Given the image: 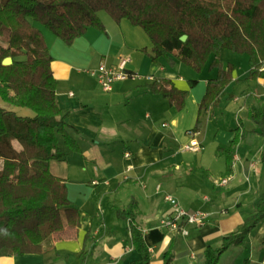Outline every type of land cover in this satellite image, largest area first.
<instances>
[{
	"label": "trees",
	"instance_id": "trees-1",
	"mask_svg": "<svg viewBox=\"0 0 264 264\" xmlns=\"http://www.w3.org/2000/svg\"><path fill=\"white\" fill-rule=\"evenodd\" d=\"M114 20L128 19L150 37L153 62L161 57L169 64L182 61L196 72L209 62L217 76L206 83L195 130L200 116L214 109L226 96L232 82L264 78V0H0V95L14 107H27L33 116L0 106V256L43 252L53 248L54 232L68 226L79 228L81 214L69 197L64 178L51 172L52 161L65 160L68 150L81 152L72 135L79 132L69 123L71 111L57 100L58 80L52 69L53 56L45 32L49 31L71 45L89 28L106 32L100 12ZM187 35L186 41L181 37ZM229 49L249 57V75L234 79L236 66L225 63L221 51ZM11 57L13 62L3 64ZM194 86L197 80H191ZM167 99L172 107L185 105L188 91L165 78L145 86ZM230 92L227 100H233ZM248 119L254 128L241 123L229 145H219L218 155L233 170L235 145L263 137L260 162L264 170V100L251 105ZM138 203L132 199L126 208L116 207L119 219L130 223L132 241L142 253L144 264L151 255L142 230L133 222ZM264 220V190L254 202L253 212L232 233L222 237L221 246L208 244L202 252L203 264H218L232 246H244L249 234ZM264 246V241L262 242ZM173 255L165 253V264ZM244 264H250L247 260Z\"/></svg>",
	"mask_w": 264,
	"mask_h": 264
},
{
	"label": "crops",
	"instance_id": "crops-1",
	"mask_svg": "<svg viewBox=\"0 0 264 264\" xmlns=\"http://www.w3.org/2000/svg\"><path fill=\"white\" fill-rule=\"evenodd\" d=\"M100 17L106 32L89 28L71 45L49 31L45 32L53 56L52 69L58 80L57 100L63 110L71 111L69 123L79 130L71 133L81 147L79 154L82 156L79 160L69 161L66 160L67 154L63 161H52L50 169L54 175L66 180L69 197L80 210L81 224L79 228L68 226L63 231L54 232L50 250L3 255L0 264H144L142 253L133 244L130 223L119 219L116 214V207L126 208L132 199L138 203L133 222L142 230L151 255L149 264H165V253L173 255L172 264H203L202 252L207 245L220 247L222 237L235 231L253 212L254 202L264 190L258 177L262 169L248 157L244 160L236 154L234 166L239 161L246 172H253L255 176H247V184L239 180L230 183L234 175L230 184L216 186L213 180L223 171L215 174L210 167H205L210 157L202 155L199 166L198 161L180 159L184 150L174 133L181 122L179 112H173L174 107L167 99L145 86L157 78H165L190 93L200 81L207 83L217 76V69L209 68L212 58L194 86L190 81L196 79H191L192 74L186 72L178 60L171 65L164 57L158 62L150 60L148 75L140 78L137 66L140 57L148 54L142 51L144 48L152 52L150 37L128 19L117 22L102 13ZM121 57L129 59L127 68L139 79L132 77L116 82L111 92L95 88V82L87 78V68L101 62L116 64ZM205 71L209 73L205 74ZM143 79L144 84L137 83ZM234 79L241 78H237L234 72ZM229 93L226 92V97ZM256 93L248 92L247 98ZM133 94L137 97L133 98ZM135 99L144 101L167 118L161 124L156 118L151 119L146 129L133 130V118L138 111L131 110ZM233 100L238 101L239 97L235 95ZM146 115L152 118L151 113ZM246 120L250 122L248 118ZM133 133L139 138L137 144H130L121 157L114 156L110 145L126 142L125 138ZM80 141L95 145L84 149ZM187 141L186 137L182 143ZM102 143L107 145L101 151L99 144ZM242 150L247 156H257L260 162L262 147L256 156L246 146ZM126 152H130V158L125 156ZM69 165L74 166L69 168ZM235 171L236 168L232 174ZM94 180H99V184H93ZM70 184L79 189L77 199L71 197ZM166 194H172L185 208L205 210L211 217L202 226H188V235L163 227L162 220L171 212ZM263 241L264 220L249 234L244 246L230 247L218 264H244L247 260L250 264H264Z\"/></svg>",
	"mask_w": 264,
	"mask_h": 264
},
{
	"label": "rangeland",
	"instance_id": "rangeland-1",
	"mask_svg": "<svg viewBox=\"0 0 264 264\" xmlns=\"http://www.w3.org/2000/svg\"><path fill=\"white\" fill-rule=\"evenodd\" d=\"M101 13L103 14V16H110L106 11H101L100 14ZM144 56L145 57H140V61L137 58L134 59L136 63L138 61L140 63V65L137 66L140 69L139 70L140 78L141 77L145 78L146 75H148L149 73L148 63L150 62L151 57L148 54ZM221 58L223 59L225 63H232L236 66V69L234 72L237 78L243 79L249 75L250 64H249V57L247 54H241V53H237L232 50H229V49H223L221 51ZM179 62H180V65L183 67V69L186 70V72L188 71L192 74V76H190L191 79L198 80V76L202 74L201 72H203V70L205 69L204 67V69L201 72H196L192 68H190L188 65H186L184 62L182 61H179ZM97 67H98V64L97 65L93 64V67L91 66V68H87V70H93ZM209 68H211L210 65H209ZM206 73H209V72L205 71V74ZM89 74L87 75V78H90L91 80L95 82L94 87L98 89H102L98 84L97 78L90 77ZM135 79H139V77H135ZM259 80H260L259 83L258 81H253V80L245 81L242 83L232 82L229 86H227L226 92L227 93L234 92V96L235 95L238 96L239 100L238 101L236 100L228 101L227 97L224 96L222 98L221 103L218 106L214 107V109H212L211 111L204 110L200 116L202 124L200 127L201 135L199 136V139L203 142L204 149L197 153L184 150L183 153L179 155V158L187 160V161L188 160L198 161L197 166H199L200 163L202 162L200 157L202 155H205L206 157H210V159H207L208 165L204 164L205 167L206 166L210 167L212 172H214L215 174L217 173L220 174L221 171H223L222 174H220V176H216L214 180L221 177V175H224L226 173L225 177L228 175H232L234 177L235 175L234 180H232L230 183H234L235 181L239 180L247 184L249 182L246 179L247 176L251 177V175L255 176V174H253V172H250V173L246 172L243 165L239 161L235 163V166L233 162V169L236 168L235 174H232V172L228 173L226 158L216 153V147L218 145H229L230 144L231 139L234 137L236 133L235 128L239 125V122L246 130L254 126V124L251 121L248 122L246 119L248 118L249 107L254 104L260 105L262 104L264 100V85L261 86L262 83L264 84V78L259 79ZM145 82H146L145 79H143L141 81H138L137 83L144 84ZM205 90H206V81H200V84L192 87L191 92L187 94L184 107H182L181 109H178L175 107L173 108V112H179L178 114L181 118V122L177 124L174 133L179 140L178 144L181 145L182 150L185 144L189 141V138L187 137L186 132L189 129H192L196 126L197 119H198V113H199V106H200L201 99L205 93ZM256 91L257 93L255 96L251 95L249 96V98H247L248 92H251L253 94ZM136 97L137 95L133 94V98H136ZM142 104H143V107H141ZM0 106L13 109L17 111L19 115H24V116L34 115L33 111L27 107H14L10 105L9 103H7L6 101L2 99L1 95H0ZM140 108L141 110H139ZM131 110L139 111V112L138 111L135 112L136 116H134L133 118V123H132L133 126L131 124L133 130L141 129V128L146 129V126H150L151 119L156 118L157 120H159L158 123L161 124L162 121H164L167 118L166 116H164L162 112L159 111V113H156L154 109H152L151 107H148L146 103H144V101L142 102L138 99H135V102L133 106L131 107ZM147 113H151L152 118L147 116L146 115ZM186 137L188 141L185 143H182V140ZM125 139H126V142H119L117 143L116 146H114V144L110 145V151L112 150L111 152L114 156L116 155L118 157H121L122 153L129 148L130 144L131 146L134 143L137 144V141L139 140V138L134 133L132 135H128ZM80 144L83 146V148L84 147L89 148L90 146L95 145L92 142L85 143L83 141H80ZM178 144L177 146H175V150L178 148ZM106 145L107 144L105 143L99 144L100 146L99 150L102 151L103 149L102 147H105ZM245 146L246 148L248 147V149L252 150V153L256 156V154L260 153L261 147H263V137H261V135H257L252 142L250 141L248 142L245 139H241L234 147L235 149H237L236 154L241 156L244 160L246 157H248L249 159L252 160V162H256V164H258V167L262 169V172L261 174L258 175V177H260V179L262 180L264 184V170H263L262 164L261 162L257 160L258 159L257 156L253 158V157L247 156L243 152L242 148ZM67 150H68L69 155L66 158V160L73 161L75 159L79 160L80 158H82L81 154L74 152V151H70L69 149ZM1 165H2V160L0 159V166ZM70 166H74V165H69V168ZM213 183L215 184V182ZM69 187L71 191V197L73 199H77L79 195V189L74 184L73 185L70 184ZM253 210H254V207H253Z\"/></svg>",
	"mask_w": 264,
	"mask_h": 264
},
{
	"label": "built area",
	"instance_id": "built-area-1",
	"mask_svg": "<svg viewBox=\"0 0 264 264\" xmlns=\"http://www.w3.org/2000/svg\"><path fill=\"white\" fill-rule=\"evenodd\" d=\"M128 61V58L121 57L116 64L101 62L97 68L88 70V72L97 78L104 92H111L116 82L125 81L136 76V74L128 70ZM186 135L189 141L185 144L183 150L195 153L203 150L204 146L198 137L200 131L192 128L186 132ZM125 156L130 158V152H126ZM231 180L232 175H228L226 177H219L215 179L214 182L218 186H226ZM99 182V180H94L93 184H99ZM106 183H108V181ZM165 198L171 205V212L162 220L161 224L163 227L177 231L183 235H188V226H202L211 217V214L205 210H191L185 208L172 194H166Z\"/></svg>",
	"mask_w": 264,
	"mask_h": 264
},
{
	"label": "water",
	"instance_id": "water-1",
	"mask_svg": "<svg viewBox=\"0 0 264 264\" xmlns=\"http://www.w3.org/2000/svg\"><path fill=\"white\" fill-rule=\"evenodd\" d=\"M187 38H188V36L185 34V35H183V36L181 37V40H182V41H186ZM12 62H13V60H12L11 57H7V58H5V59L3 60V64H5V65H9V64H11Z\"/></svg>",
	"mask_w": 264,
	"mask_h": 264
}]
</instances>
